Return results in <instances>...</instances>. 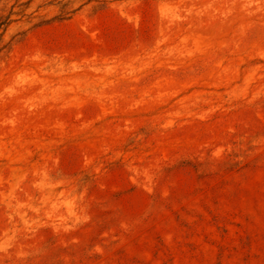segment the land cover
Instances as JSON below:
<instances>
[{"label": "rangeland", "instance_id": "374dc122", "mask_svg": "<svg viewBox=\"0 0 264 264\" xmlns=\"http://www.w3.org/2000/svg\"><path fill=\"white\" fill-rule=\"evenodd\" d=\"M89 1L0 0V264H264V0Z\"/></svg>", "mask_w": 264, "mask_h": 264}, {"label": "trees", "instance_id": "16d2710c", "mask_svg": "<svg viewBox=\"0 0 264 264\" xmlns=\"http://www.w3.org/2000/svg\"><path fill=\"white\" fill-rule=\"evenodd\" d=\"M91 1H96V2H98V1H106V0H90L89 2H91ZM71 13H74V12H71ZM63 19H65V17H63ZM5 25H7L5 21H4V22H0V30H1Z\"/></svg>", "mask_w": 264, "mask_h": 264}]
</instances>
